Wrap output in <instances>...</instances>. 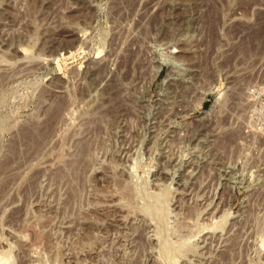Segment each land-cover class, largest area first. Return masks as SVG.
<instances>
[{
  "label": "rangeland",
  "instance_id": "obj_1",
  "mask_svg": "<svg viewBox=\"0 0 264 264\" xmlns=\"http://www.w3.org/2000/svg\"><path fill=\"white\" fill-rule=\"evenodd\" d=\"M0 260L264 264V0H0Z\"/></svg>",
  "mask_w": 264,
  "mask_h": 264
},
{
  "label": "bare ground",
  "instance_id": "obj_2",
  "mask_svg": "<svg viewBox=\"0 0 264 264\" xmlns=\"http://www.w3.org/2000/svg\"><path fill=\"white\" fill-rule=\"evenodd\" d=\"M23 52H24V50H23ZM21 53V52H20ZM1 259H2V257H1ZM1 261V260H0ZM5 261V260H4ZM1 264V263H0Z\"/></svg>",
  "mask_w": 264,
  "mask_h": 264
}]
</instances>
